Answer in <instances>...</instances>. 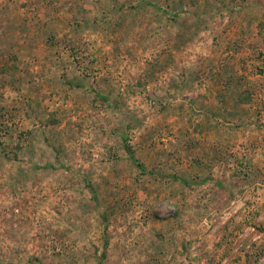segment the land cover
<instances>
[{
    "label": "rangeland",
    "instance_id": "obj_1",
    "mask_svg": "<svg viewBox=\"0 0 264 264\" xmlns=\"http://www.w3.org/2000/svg\"><path fill=\"white\" fill-rule=\"evenodd\" d=\"M0 264H264V0H0Z\"/></svg>",
    "mask_w": 264,
    "mask_h": 264
},
{
    "label": "trees",
    "instance_id": "obj_2",
    "mask_svg": "<svg viewBox=\"0 0 264 264\" xmlns=\"http://www.w3.org/2000/svg\"><path fill=\"white\" fill-rule=\"evenodd\" d=\"M127 150H129V148L127 149ZM130 151V150H129ZM106 241H104V244H103V246H106ZM102 255L104 254L103 252L101 253Z\"/></svg>",
    "mask_w": 264,
    "mask_h": 264
}]
</instances>
